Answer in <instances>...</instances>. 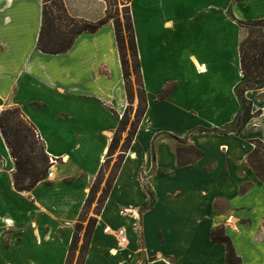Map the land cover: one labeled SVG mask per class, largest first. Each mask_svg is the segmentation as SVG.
<instances>
[{"label": "crops", "instance_id": "0c3cea01", "mask_svg": "<svg viewBox=\"0 0 264 264\" xmlns=\"http://www.w3.org/2000/svg\"><path fill=\"white\" fill-rule=\"evenodd\" d=\"M63 1L76 18L106 15L104 0ZM129 5L148 106L84 264H225V244L212 240L217 227L242 264H264V180L248 161L255 142L264 143V88L246 92L258 113L243 129H224L240 110L235 86L246 32L239 21L264 18V0ZM42 9L43 0H0V111L21 107L56 159L51 178L17 190L0 130V254L9 255L0 264L66 263L74 225L128 105L113 23L81 33L65 52L44 53L37 47ZM171 79L175 88L159 99ZM178 141L202 155L178 153ZM145 180L154 200L142 209ZM107 225L126 229L124 247Z\"/></svg>", "mask_w": 264, "mask_h": 264}, {"label": "trees", "instance_id": "16d2710c", "mask_svg": "<svg viewBox=\"0 0 264 264\" xmlns=\"http://www.w3.org/2000/svg\"><path fill=\"white\" fill-rule=\"evenodd\" d=\"M104 1L107 4L106 15L96 22H91L71 16L63 0H43L42 25L37 47L44 53L58 54L65 52L72 47L75 39L81 33H93L105 23L110 21L113 23L128 98V105L120 118L119 126L113 135L105 160L91 186L80 217L74 225L73 238L65 264L72 263L75 252L79 246L81 231L85 229L83 233V243L79 249L77 262V264H84L93 231L97 224V215L102 211L104 203L109 196L126 153L135 139L138 127L148 106L130 5L128 6V13L123 20L118 10L112 11L110 8L116 4V1ZM126 1L130 3L131 0ZM232 17L234 18L233 15ZM239 24L246 31L240 44L242 78L235 86V93L240 102V110L235 120L224 127L225 130L234 132H240L249 120L258 113L253 111L252 101L247 98L246 92L248 90L264 88V18L239 21ZM132 71L135 73L138 86L139 107L134 120L131 122L129 131L124 140V145L115 161L108 183L97 201L96 215L90 218L87 225L84 226L86 208L93 202L94 194L99 188V182L104 168L114 156L122 140V134L129 124L131 103L135 95L133 83L130 79ZM0 130L14 160L13 179L16 189L20 191L31 190L46 178L49 168L52 165L51 158L46 150V143L40 136L34 123L26 117L19 106H10L0 111ZM181 150H183L182 146H179L178 153H180ZM187 150L193 151L197 156L202 155V152L194 146H188ZM248 161L256 175L264 180V143L262 141L258 140L255 142V148L249 154ZM144 188L149 199L145 202L142 209L150 206L154 200L150 186L145 184ZM212 240L217 243L225 244V264H242V260L237 255L230 237L224 234L223 228L217 227L213 229Z\"/></svg>", "mask_w": 264, "mask_h": 264}, {"label": "rangeland", "instance_id": "374dc122", "mask_svg": "<svg viewBox=\"0 0 264 264\" xmlns=\"http://www.w3.org/2000/svg\"><path fill=\"white\" fill-rule=\"evenodd\" d=\"M115 1H116V4H114L110 8H111L112 11L118 10V13H119L120 17L124 20V18L126 17V15L128 13L129 2L126 1V0H115ZM164 1L166 2V5L168 4V6H170V7L171 6L172 7H175V6L179 5L180 2L186 1V0H164ZM159 7H161V4H159ZM130 79H131V81L133 83V90L135 92V95H134V99H133V101L131 103L132 105H131V109H130V113H129V124H128L127 128L125 129V131L122 134V140H121V142H120V144H119V146H118V148H117L114 156L110 159L109 164H107L105 166V168H104V172H103V174L101 176V179H100V182H99V188H98V190H96V192L94 194V200H93V202L91 203V205L89 207L86 208V215H85V220H84V226L87 225V223H88V221H89L90 218H92L93 216L96 215L95 214V211H96L97 201L100 198V196H101L104 188L106 187V185L108 183V179H109V176H110V174L112 172V169L114 167L115 161L118 158L119 152L121 151V149H122V147L124 145V140H125V138L127 136V133L129 131L131 122L134 120L135 115H136V112H137L138 107H139L138 86H137V83H136V76H135V73L133 71L131 72ZM187 85H188L189 89H191L193 87V83L187 82ZM175 86H176V80L171 79L170 82L168 81L165 84V86H164V90L159 94L158 98L159 99L166 98L167 95L170 93V91L173 88H175ZM179 146H182V149L183 150H181V151H183V155H186L187 156V154H186L185 151H188L187 150L188 144H186L184 141H178V147ZM53 160H56V159H53ZM52 162H54V161L51 160V163ZM144 183L146 184L147 183V180H145ZM139 215H140V213H139ZM135 227H136V229L138 231L140 230L139 222L135 224ZM84 230L85 229H83L81 231L79 246H78V248H77V250L75 252V255L73 257V260H72V263L71 264H77V262H78L79 249H80L81 244L83 243V233H84ZM8 256L9 255H7V254H5V255L0 254V263H3L4 260H6L8 258ZM141 264H145V263L143 262Z\"/></svg>", "mask_w": 264, "mask_h": 264}, {"label": "built area", "instance_id": "2783aa9c", "mask_svg": "<svg viewBox=\"0 0 264 264\" xmlns=\"http://www.w3.org/2000/svg\"><path fill=\"white\" fill-rule=\"evenodd\" d=\"M52 161H54V160H52ZM53 174H54V171H53L52 166H51L49 168V171H48V177L51 178L53 176ZM128 211H130V209H128V208H124L123 210H121V212L124 214L127 213ZM105 232L113 235L116 238L119 247H124L128 243L127 231L122 226L117 227V228H113L112 226L107 225L105 227Z\"/></svg>", "mask_w": 264, "mask_h": 264}]
</instances>
